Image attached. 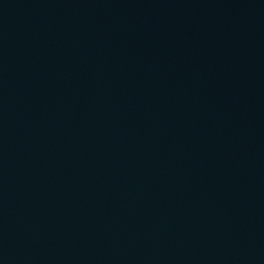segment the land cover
<instances>
[{"label": "water", "instance_id": "water-1", "mask_svg": "<svg viewBox=\"0 0 264 264\" xmlns=\"http://www.w3.org/2000/svg\"><path fill=\"white\" fill-rule=\"evenodd\" d=\"M0 264H264V0H0Z\"/></svg>", "mask_w": 264, "mask_h": 264}]
</instances>
